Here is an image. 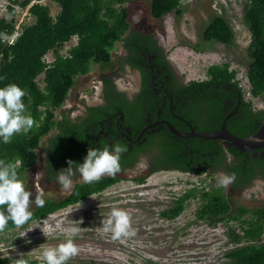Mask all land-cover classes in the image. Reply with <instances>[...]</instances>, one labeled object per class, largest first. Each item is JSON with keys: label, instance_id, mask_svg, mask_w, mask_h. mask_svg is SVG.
<instances>
[{"label": "trees", "instance_id": "obj_1", "mask_svg": "<svg viewBox=\"0 0 264 264\" xmlns=\"http://www.w3.org/2000/svg\"><path fill=\"white\" fill-rule=\"evenodd\" d=\"M31 1L33 0H14L12 3L25 8ZM49 1L59 8L56 16L51 15L47 5L35 3L28 11L32 22L21 26L18 38L12 44L0 38V88L15 83L23 89L26 93L23 98L25 114L31 115L35 120L30 131L15 134L10 143L5 144L0 138V160L15 163L19 178L36 166L39 150L46 153V171L51 179L57 175L60 166L61 169L68 167V159L83 163V157H76L81 152L82 145L76 142L75 130L81 131L84 126L77 127L67 118L59 120L60 109L76 79L87 75L93 67L103 68L108 65L111 61V51L128 32L131 24V12L125 7L130 0ZM11 10L9 8V14ZM184 11L181 0L150 1L151 17L158 22L169 14H174L179 19ZM242 11V24L249 32L245 54L250 62L246 76L253 97L264 102V0H245ZM14 31V17L9 20L4 17L0 20V35L10 38ZM73 37H77L76 45L67 49L65 54L60 53V49ZM200 39L210 44L236 46V33L225 16L212 18L202 30ZM50 52L55 58L51 64H46L44 57ZM41 74L43 79L40 81L38 77ZM208 75V81H193L191 88L192 92L197 93L202 89L205 96L201 100L209 104L213 117L218 118L215 127L219 128L224 121L219 109L221 101L229 99L233 102L232 106L238 107V112L232 117V124L226 120L225 127L228 132L240 138L256 133L264 122V110L254 111L244 101L237 82L233 81L236 72L230 70V64L210 66ZM106 97L111 98V93ZM99 109L90 108L88 111L97 112ZM55 129L59 130V135L53 136L45 146L43 139ZM84 138L87 140V137ZM200 142L202 145L211 146H205L203 152L215 151L212 142ZM165 147L163 149L166 150ZM167 147L170 148L168 159L180 172L202 176L211 171L212 175L204 187L192 188L176 198L173 207L164 211L162 216L169 220L176 219L184 212L190 200L198 199L201 202L196 214L198 221L212 227L218 224L227 227V239L233 246L225 253L227 264H264V205L249 207L231 202L226 194L227 187L218 185L214 173L217 168L229 175L234 173L238 176L235 179L238 184H235L233 189H241L257 176L264 179V157L261 159L259 153L253 157L251 152L219 147L220 153L215 156L216 166L210 164L207 158L202 161L198 157L197 161H201L202 165L205 162L206 167L194 170L179 162L176 155L181 152L176 151L173 154L172 151L177 148L170 145ZM261 150L264 151V147ZM227 154L235 158L230 165L225 163ZM73 167L75 168V165ZM119 181L117 178L107 177L98 182L76 184L61 200L48 199L43 207L30 208L32 218L19 228L27 229L35 221L41 222L58 211L82 203L90 196H99ZM3 210L0 208V211ZM14 229L18 228L9 221L8 227L0 233V239L1 235ZM237 229H240L241 234L236 232ZM15 259L18 258L0 256V264H13ZM24 259L28 264H45L38 259Z\"/></svg>", "mask_w": 264, "mask_h": 264}, {"label": "rangeland", "instance_id": "obj_2", "mask_svg": "<svg viewBox=\"0 0 264 264\" xmlns=\"http://www.w3.org/2000/svg\"><path fill=\"white\" fill-rule=\"evenodd\" d=\"M150 1L130 0L125 5L131 12V23L153 22ZM244 2L245 0H181L185 11L179 19L174 14H169L159 21L163 22L169 57L185 80H202L207 69L221 61H228L230 70L246 75L250 61L245 54L249 32L242 24ZM42 4L50 8L52 16H56L59 11L57 5L50 1ZM216 16L228 18L236 33V46L231 49V53L221 45L212 47L200 39L202 28ZM10 18L7 16L8 20ZM14 18L15 25L17 22H23L22 25L32 22L31 17L23 20L16 15ZM75 43V39L71 40L60 49V53H65ZM119 47L117 45V51ZM232 55L234 58L230 57ZM46 56L47 61L54 58L52 53ZM102 74L99 68L93 67L89 74L75 80L73 93L87 91V94L82 92L77 98V109L82 106V102L91 103L96 100ZM40 84L42 85L41 82ZM72 99L69 98L64 108L72 107ZM259 103L263 105L262 100ZM54 135L55 131L43 139L45 146ZM38 156L36 166L19 178L25 189L32 193L33 203L30 208L36 206L34 199L41 191L44 201L61 200L71 192L75 183L83 182L80 178L73 180V186L68 190H62L58 185L57 175L46 182L43 178L47 176L46 153L39 150ZM42 165L44 167L41 168ZM191 175L161 171L148 176L146 181L137 183L127 173L122 181L105 193L89 198L82 205L70 206L41 222L35 221L27 229L18 228L1 235L0 256L41 260L39 257L43 247H55L65 242L68 236L63 230L77 227L80 231L72 239L79 252L67 261L72 264H227L225 253L233 246L227 239L226 226V229L213 230L203 221L188 223L192 219L191 212L195 210L190 209L189 202L186 206L189 211L186 209L179 218L168 220L162 216L164 211L172 207L174 199L192 188H202L210 181L203 175ZM237 195L239 193L231 194L228 199L249 207L258 206L257 202L264 199V189L260 185L259 189L255 187L251 191H244L240 196L244 198V202L238 201ZM194 201L197 204V200ZM113 208L128 212L132 235L112 240L111 234L104 235L98 231L100 222L108 217Z\"/></svg>", "mask_w": 264, "mask_h": 264}, {"label": "flooded vegetation", "instance_id": "obj_3", "mask_svg": "<svg viewBox=\"0 0 264 264\" xmlns=\"http://www.w3.org/2000/svg\"><path fill=\"white\" fill-rule=\"evenodd\" d=\"M152 20V23L132 22L128 32L111 51V61L108 65L103 68L97 67L104 75L102 74L100 91L96 100L91 103L82 102V106L77 109V98L81 95L80 93L87 91L73 93V86L66 100L67 103L69 98H73L72 107L66 109L64 105L60 109L59 120L67 118L77 127L84 126V128L81 127V131L75 130L76 142L82 145L81 152L76 155L77 158H84L89 147L103 149L116 143L127 146V151L120 158L121 171L115 176H104L103 178L114 177L122 181L124 175L130 173L132 180L138 183L146 181L148 176L157 172H180L172 166L168 159L170 156L168 145L177 148L172 149L173 154L176 151L181 152L176 155L181 164L189 165V168L194 170L206 167L205 162L202 165L201 161H197L198 157L202 161H206L207 158L210 164L216 166L215 156L220 153L219 147L226 148L218 140L210 141L215 151L205 153L202 150L207 144L202 145L201 139L192 136L193 133L217 131L221 126L215 127L217 116L213 117L209 104L201 100L205 96L202 89L199 93L192 92L193 81L185 80L177 65L169 57V50L165 46L163 22ZM204 28L205 26L202 29ZM203 43L212 47L220 45ZM117 45L120 46L118 51L116 50ZM221 46L229 53L235 49L230 46ZM230 57L234 58L233 55ZM226 63L228 61H221L216 65L222 66ZM208 80L207 69L205 77L196 82L204 83ZM109 92L111 98L106 97ZM232 103V100H223L219 108L223 120H229L231 124L233 123L232 117L238 112V107L232 106ZM90 108L100 109L93 112L88 111ZM173 131L187 137L180 138ZM56 135H59L58 129H55L54 137ZM164 147L166 150L163 149ZM207 147L211 148L209 144ZM257 151L251 152L252 156L256 157L259 153L262 159L264 151L261 149ZM209 153L208 157L206 154ZM142 160H146L148 165L146 168L138 167ZM234 161L235 158L232 155H226V164L230 165ZM60 170L61 166L58 172ZM184 173L189 175V172ZM214 173L217 176L218 173L225 172L217 168ZM211 175V171L203 174L206 178ZM235 177L238 178L237 175ZM43 178L48 182L50 176L47 174ZM78 178H80L79 173L73 180ZM81 183L84 182L75 183V185ZM235 184L238 183L235 181L227 187L226 194L230 198L231 194L239 193L237 199L240 202H244V198L240 197L244 191H251L255 187L259 189L260 185L264 189V179L260 176L241 189H233ZM258 203L264 205V199L257 202V205Z\"/></svg>", "mask_w": 264, "mask_h": 264}, {"label": "clouds", "instance_id": "obj_4", "mask_svg": "<svg viewBox=\"0 0 264 264\" xmlns=\"http://www.w3.org/2000/svg\"><path fill=\"white\" fill-rule=\"evenodd\" d=\"M13 1L14 0H11V2ZM33 1L42 4L43 2L49 0ZM29 5L31 7L33 4L31 5L30 3ZM4 17L5 16H1L0 20ZM12 17L14 16H11V18ZM0 38L4 39L6 42L12 43L14 42V39L18 37L9 38L7 35H0ZM73 39L77 42V37H73L71 40ZM74 45H76V43ZM46 57L47 56L44 57L46 64H51L55 58L54 57L51 61H47ZM38 78L39 80L43 79V74H41ZM0 79H2V77H0ZM25 95V91L15 83H10L5 87L0 88V138H2L3 143L5 144L10 143L11 138L15 134L20 132L27 133L30 131L35 124L33 117L25 114L26 108L23 102ZM126 151L127 146L119 143L106 146L103 149L89 147L87 154L83 159V163H76L71 159L66 161L68 167L57 172V183L62 190H68L73 186L72 177L77 173H79L80 179L84 183L98 182L104 176H115L121 171L120 158ZM74 165L75 168L73 167ZM147 166L146 160H142L138 164V167L141 168H146ZM235 179L236 177L234 173L231 175L225 173L217 174V181L220 187H228L230 184L235 182ZM93 196L88 197L86 200ZM31 197L32 193L25 189L23 181L18 177L16 164L0 160V208L4 209L3 211H0V233L5 231L8 227L9 221H11L15 227L19 228L32 218L33 214L29 210L30 205L33 203ZM85 201L80 204L82 205ZM34 203L37 207L44 206L45 201L43 199L42 191L35 196ZM194 203H196L194 199L189 201L190 209L194 208L195 210L191 212L192 219L189 220L188 223L198 222L196 214L198 206L200 205V200L197 199V204ZM186 209L188 210L189 208L185 207L184 212ZM179 217L180 216L177 218ZM100 224L101 227L98 231L104 235L111 234L112 240H119L122 237H128L133 234L131 232L130 215L127 211L120 208H113L108 217L102 219ZM63 231L68 236L65 242H62L55 247H43L39 258L45 262V264H67L69 259L78 254L79 248L74 243L72 237L79 233L80 228L68 227ZM13 264H28V262L24 258L20 257L13 260Z\"/></svg>", "mask_w": 264, "mask_h": 264}, {"label": "water", "instance_id": "obj_5", "mask_svg": "<svg viewBox=\"0 0 264 264\" xmlns=\"http://www.w3.org/2000/svg\"><path fill=\"white\" fill-rule=\"evenodd\" d=\"M225 122L226 119L221 124V128L217 131L203 132L198 134L193 133L192 136L207 141L218 140L224 147L233 148L238 152H252L264 147V122L256 133L251 134L245 138L234 136L230 132H228L225 127ZM173 133L180 138L187 137L185 135L177 133L176 131H173Z\"/></svg>", "mask_w": 264, "mask_h": 264}, {"label": "built area", "instance_id": "obj_6", "mask_svg": "<svg viewBox=\"0 0 264 264\" xmlns=\"http://www.w3.org/2000/svg\"><path fill=\"white\" fill-rule=\"evenodd\" d=\"M34 3H36V1H32L31 5L34 4ZM10 7L12 8V10L10 11L11 14H9V8ZM29 8H30V5L27 6L25 9H23L19 5L13 4L11 2V0H0V18H1V16H5L4 14H6V16H10V17L11 16L16 17V15H19L20 18L24 20L25 18H28V16H29V13H28V9ZM18 13H20V14H18ZM22 23L23 22H17V24L15 25V31H14L13 35L11 36V38L12 37H18L20 35L19 31H20V28H21L20 25H22ZM12 43H9V44H12ZM233 71L236 72V75H235V78H234L233 81L237 82L238 87L241 90V93H242L244 101L247 104H249L254 111H258V110L264 109V102L262 101L263 105L261 103H259V101L262 100V99L253 97V95L251 93L250 83L248 81L247 76L246 75H242L237 70H233ZM208 227L213 228V230H219V229H222V228L224 229L225 228L223 226V224H218L215 227H212V226H208ZM236 232L241 234L240 229H237Z\"/></svg>", "mask_w": 264, "mask_h": 264}]
</instances>
